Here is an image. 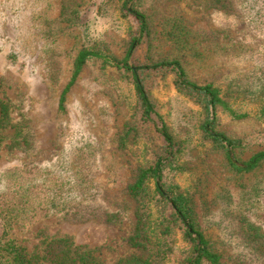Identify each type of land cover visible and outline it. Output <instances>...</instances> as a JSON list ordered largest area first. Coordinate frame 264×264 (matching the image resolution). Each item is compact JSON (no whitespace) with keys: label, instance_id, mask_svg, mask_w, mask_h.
Masks as SVG:
<instances>
[{"label":"rangeland","instance_id":"1","mask_svg":"<svg viewBox=\"0 0 264 264\" xmlns=\"http://www.w3.org/2000/svg\"><path fill=\"white\" fill-rule=\"evenodd\" d=\"M123 1L0 0V101L10 102L13 122L24 125L30 137L27 149L11 148L14 129L0 134V194L6 190L8 169L29 167L25 183L34 190H60L67 207L92 205L97 216L73 220L56 205L12 230L11 236L29 252L42 253L45 241L68 236L92 249L103 264L141 254L129 242L136 225L129 187L145 162L147 143L161 141L149 131L121 141L137 97L131 79L114 61L126 57L131 38L140 32ZM224 5L226 9L208 0H141L149 32L130 63L178 59L191 80L220 87L244 117L219 110V128L243 141L245 147L235 153L246 161L264 148V0H226ZM72 7L79 11L77 25L66 15ZM85 37L109 62L99 58L84 66L61 112L60 97ZM153 78L160 113L187 146L176 182L192 198L210 248L221 254L222 264H264V163L247 174L231 170L224 153L201 139V107L178 92L176 73L167 70ZM106 211L119 213L120 220L106 222L101 216ZM3 223L0 219V235ZM191 254L179 227L169 264H189Z\"/></svg>","mask_w":264,"mask_h":264},{"label":"trees","instance_id":"2","mask_svg":"<svg viewBox=\"0 0 264 264\" xmlns=\"http://www.w3.org/2000/svg\"><path fill=\"white\" fill-rule=\"evenodd\" d=\"M140 1H123L126 15L138 20L140 32L139 35L131 38L126 57L114 61L115 65L131 79L137 97L133 121L125 127L121 141L125 144L128 138H139L149 131L161 143L156 139L154 144L147 143L148 153L143 155L145 162L139 165L135 180L129 187L136 202V225L129 242L133 248L140 250L141 254L122 259L117 264H169L179 227L184 228L185 240L192 247L189 264H202L204 260L210 264H222L221 254L210 248V241L197 223L192 198L181 191L176 182L177 174L181 169L180 160L187 146L184 139H178L160 113L152 95L153 76L167 70L176 73L175 85L178 92L201 107L202 117L197 126L201 139L222 151L234 172L247 174L259 168L264 163V148L246 161L236 156V150L243 149L245 144L241 139L220 130L218 112L227 111L236 118H242L244 115L238 114L232 108L220 87L213 83L199 84L191 80L180 60L149 59L144 63H130L139 43L149 32L148 17L139 10ZM208 1L214 7L227 8L224 5L226 0ZM66 11L72 23L78 20L77 9L72 7ZM95 45V41L84 38V44L74 61L72 77L60 97L61 112L65 110L66 96L84 66L99 58L109 62ZM0 102V134L7 128H13L11 148L27 149L30 137L25 126L13 122L11 104L8 100L1 99ZM262 111L264 115V107ZM3 140L4 137L0 136V149ZM27 168L23 170L14 167L5 172L7 186L4 193L0 194V219L4 222L0 235V264H103L92 249L77 245L68 236L54 237L45 241L42 253L29 252L11 236L15 227H26L38 216L55 210L56 205L63 206L64 216L73 220H89L97 217L90 210L92 205L79 203L67 207L66 197L60 190L50 188L34 190V187L25 183L31 174V168ZM101 216L108 223H116L120 220L119 213L106 211Z\"/></svg>","mask_w":264,"mask_h":264}]
</instances>
